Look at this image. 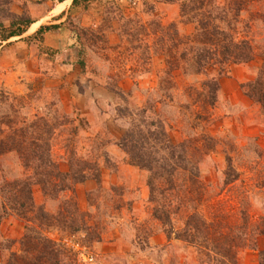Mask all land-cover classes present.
Returning a JSON list of instances; mask_svg holds the SVG:
<instances>
[{
	"label": "trees",
	"instance_id": "16d2710c",
	"mask_svg": "<svg viewBox=\"0 0 264 264\" xmlns=\"http://www.w3.org/2000/svg\"><path fill=\"white\" fill-rule=\"evenodd\" d=\"M100 2L114 4L107 0H74L73 3L88 10L92 3ZM10 4V0H0V6L9 7ZM154 6L146 12L155 18L148 23L136 16H121L122 44L111 49H120L125 41L133 50H138L147 38H153V53L146 57H162L166 65L159 78L160 99H175L169 92L176 89V79L182 76L185 80L198 79L202 85V89L196 91V100L187 108L199 104L203 109L214 108L220 99L221 81L229 75L230 68L259 62L256 78L242 84L241 89L264 115V0H182V22L194 27L192 33L185 35L175 23L165 26L155 14ZM11 15L14 20L9 27L0 24V42L23 36L32 24L24 15ZM106 24L97 36L86 30L79 36L87 37L85 39L93 43L92 46H98V41L107 44L102 33L110 28L111 20H106ZM57 28L42 27L33 39L42 43L43 35ZM41 52L51 51L42 48ZM149 52L147 49L146 53ZM50 55L55 56V53L52 51ZM21 110L10 106L9 111L0 113V158L16 154L23 172L33 173L32 177L12 180L4 177L0 182V225L16 219L24 226L19 240L0 242V251H11L4 264H78L79 251L64 239L54 240L49 232L56 230L70 236L82 234L87 243L102 241L101 224L90 225L93 216L79 207L77 187L93 180L99 192L104 190L103 171L111 162L109 153L101 152L97 141L90 139L91 149L83 155L77 138L80 128L86 129L89 122L80 114L76 126L75 120L70 121L68 117L56 126L44 119L27 125ZM149 112H155L153 105L139 111L140 120L138 123L132 120V128L117 146L127 154L129 166L148 173L153 218L164 228L168 243L177 241L186 250H193L198 264H245L241 255L250 250L258 253V264H264L261 246L264 216L254 220L244 199L239 200L237 207L230 201L216 200L241 177L233 165L229 143L204 133L202 137L186 138L175 144L160 116L150 117ZM66 125L73 129L65 141L68 170L63 171L60 164L53 161L52 139L55 127ZM220 145H223L227 168L223 185L216 193L211 190V183L204 182L200 165L203 158L216 152ZM35 187L41 188L46 200L57 202L56 212L47 210L45 204L36 203ZM66 193L72 194L71 199L63 198ZM179 220L182 225L178 229Z\"/></svg>",
	"mask_w": 264,
	"mask_h": 264
},
{
	"label": "rangeland",
	"instance_id": "374dc122",
	"mask_svg": "<svg viewBox=\"0 0 264 264\" xmlns=\"http://www.w3.org/2000/svg\"><path fill=\"white\" fill-rule=\"evenodd\" d=\"M107 1H113L115 5L100 2L95 8L83 9L80 14L74 11L66 24L69 25L70 31L72 30L71 47L78 44L101 53L95 56L87 53L88 49L85 48L87 54L79 59L84 58V61H88L89 64H86L88 73L92 71V76L101 78L100 81L105 82L106 85L109 83V87L115 92V99L101 101L95 99L96 109L90 123L81 111L76 110V106L68 103V99L61 95L60 89L46 84L43 77H33L30 82L27 80L24 82L22 80L24 73L20 65L10 66L11 54H7L5 59L2 55L3 50L0 52V113L9 111L12 106L22 109V118L26 119L27 125L44 119L50 121L53 126L63 122L64 117H68L70 121L75 120L76 126L79 124L77 117L80 114L89 122V127L80 128L77 138L80 140L77 145L81 147L83 155L88 154L91 149L90 139L97 141L101 146V152L109 153L111 162L104 168L106 175L103 174L102 183L105 191L99 192L98 185L94 181L95 186L86 190L80 200L77 187L79 207L83 212H90L93 216L90 225L97 222L101 224L103 231L99 230V232L102 235V241L87 243L84 242L85 238L82 234L70 236L56 230L49 232L54 240L64 239L68 245L74 246L79 251L78 264H198L193 250H186L184 245L177 241L168 243L163 233L164 228L153 218L154 206L149 202L148 173L129 166L127 154L117 146V143L132 128V120L138 123L139 111L152 105L155 112H149L148 115L153 118L160 116L175 144L182 143L186 138L202 137L204 133L226 140L229 143L228 150L233 157V165L241 173V177L216 200L230 201L233 205L229 204L237 207L239 200L244 199L247 202L248 213L254 220H258L260 216H264V115L258 105L256 109L254 106L235 104L237 99H228V95L223 97L221 91L220 99L214 108L203 109L199 104L188 109L187 106L196 100V91L201 90L202 85L198 79L185 80L182 76L176 79V89L169 92L175 99H160L159 78L163 76L166 65L162 57L153 59L146 57V54L153 53L152 37L147 38V41L140 46L141 49L133 50L125 41L120 49H111L106 44L98 43L99 41L96 42L98 46H92L93 43L87 41V37L79 36L84 30L93 32L97 36L105 29L106 20H111V23L118 22L121 27V16L126 17L124 12H127V9L131 10L130 7L135 9L131 12L134 13L131 17L136 16L145 23L155 19L152 15L146 14L154 5L150 0ZM174 1L180 8L182 0ZM10 2L12 4L9 7L0 6V24L5 27H9L14 20L11 15L15 13L14 8L29 19L36 15L33 7L36 3L33 0H10ZM96 10H98L97 13L99 10L103 12L101 27L96 29L93 26H85L82 20L83 14ZM155 14L159 15V12L156 10ZM159 18L162 20L160 15ZM172 23L178 26L183 35L194 31L192 25L182 22L181 16L178 20L164 25L169 26ZM37 26L38 24L33 28ZM15 40L11 39L9 43L13 44ZM2 45L3 42H0V46ZM147 49L150 50L149 53H146ZM41 50L42 48H40L41 57L38 60L40 65L54 67L58 59L57 53L54 52L55 56H52L51 52H41ZM8 52L13 53L10 50ZM142 54H145L143 58L140 57ZM129 77L136 85L130 93L124 94L119 85ZM141 83L142 87H140ZM84 104L85 102L82 101V105ZM90 113L92 114V110ZM197 115L201 117L196 119ZM55 129L56 134L52 139V158L60 164L63 171H67L68 156L64 146L73 127L66 125L55 127ZM223 150V145H220L216 152L203 158L200 165L204 182L211 183V190L216 193L223 185L224 171L227 168ZM32 175V172H23L16 154L0 158V182L4 177L12 180L32 177ZM183 178L184 176L180 177L179 181L182 182ZM84 189H88V186ZM34 194L35 198L37 196L38 199L42 197L45 199L40 187H35ZM71 197V193L63 195V198L67 200ZM45 205L50 212L57 211L56 201L45 199ZM19 223L23 226V223L16 219L0 225L1 243L6 239L12 240L9 237L20 230ZM181 225L182 222L179 220L176 228L179 229ZM80 244L83 246L80 247ZM261 246L264 248V242ZM13 249L15 251L17 247ZM10 253L11 251H3L1 258L8 259ZM82 254L93 261L85 262ZM241 258L245 264L259 262L258 253L251 250L242 254Z\"/></svg>",
	"mask_w": 264,
	"mask_h": 264
},
{
	"label": "crops",
	"instance_id": "0c3cea01",
	"mask_svg": "<svg viewBox=\"0 0 264 264\" xmlns=\"http://www.w3.org/2000/svg\"><path fill=\"white\" fill-rule=\"evenodd\" d=\"M35 6L34 17L31 18L32 24L27 28V31L23 36L15 37V43L3 42V45L0 46V52L4 50L3 54L6 59V55H10V66L20 65L21 71L24 73L22 80L24 82H30L33 77H43L46 84L51 86H56L60 89V93L66 99L70 105L76 106V110L81 111L91 122L96 100L101 101L102 99H115V92L111 90L105 82H101V78L92 76V71L88 73L86 64L88 61H84V58L79 59V57H84L87 53H91L95 56H99L101 53L94 52L86 46L76 44L74 47H71V34L69 25L66 24L72 12L76 11L78 14L83 12L81 6L74 5V0H33ZM149 1V0H148ZM152 4L156 6L157 12L162 17L163 24L170 23L179 19L180 8L179 5L174 1L170 3L159 2L158 0H150ZM98 3H92L90 7L95 8ZM127 9V12H124L126 17H131L135 9ZM14 14L21 16L22 12L15 11ZM96 11H91L90 13L85 12L83 14V23L85 26H93L96 29L100 28L103 24V12L99 10V13ZM38 24V27L32 31L34 25ZM46 26H58L56 30L46 32L43 35V41L38 42L35 37L40 28ZM104 37L107 40V46L117 47L122 44V36L120 32V25L118 22H113L110 24V28L105 30L103 33ZM71 39V40H70ZM28 40V41H27ZM27 41V42H26ZM6 46V47H4ZM7 48V49H6ZM40 48H45L49 51L56 52L58 57L57 63L54 67L47 65H40L39 57ZM85 48L88 49L87 53ZM13 53H10L8 51ZM7 51V52H6ZM16 55H15V54ZM75 54V55H74ZM74 55V56H73ZM81 55V56H80ZM3 56V57H4ZM75 57V58H74ZM21 60V61H20ZM81 63H84L85 66L82 67ZM53 64V63H50ZM259 67V62L250 64V65H234L230 68L229 75L221 81V93L223 97L228 95V99H237L235 104H244L246 106H254L257 108V105L251 101L241 89V85L247 82H250L256 78L257 68ZM101 70V67L98 69ZM18 79V78H17ZM135 83L132 79L125 78L119 85L124 94L130 93L135 88ZM154 86V85H153ZM142 87V83L140 84ZM96 99V100H95ZM82 101L85 102L82 105ZM82 105V106H81ZM92 110V114L90 113ZM104 171V176H105ZM93 180H89L84 184L78 186L79 199L81 200L82 195L86 193V190L92 189L95 185ZM85 186H88V189H84ZM36 203L38 205L45 204V199L42 197L38 199L36 196ZM21 226V224L19 223ZM20 230L12 234L9 238L13 240L20 239L23 236L24 228L21 226ZM17 229V226L15 227ZM18 234V235H17ZM2 252L0 251V264H3L4 260L1 258Z\"/></svg>",
	"mask_w": 264,
	"mask_h": 264
},
{
	"label": "built area",
	"instance_id": "2783aa9c",
	"mask_svg": "<svg viewBox=\"0 0 264 264\" xmlns=\"http://www.w3.org/2000/svg\"><path fill=\"white\" fill-rule=\"evenodd\" d=\"M82 257H83V259H84L85 262H88V261L92 262L93 261V259H87L84 254H82Z\"/></svg>",
	"mask_w": 264,
	"mask_h": 264
}]
</instances>
